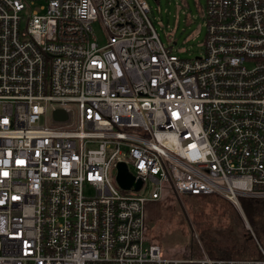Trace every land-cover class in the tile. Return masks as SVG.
I'll return each instance as SVG.
<instances>
[{
	"label": "built area",
	"instance_id": "2783aa9c",
	"mask_svg": "<svg viewBox=\"0 0 264 264\" xmlns=\"http://www.w3.org/2000/svg\"><path fill=\"white\" fill-rule=\"evenodd\" d=\"M196 3L182 57L147 0H0V264H264L145 238L169 193L264 198V0Z\"/></svg>",
	"mask_w": 264,
	"mask_h": 264
},
{
	"label": "rangeland",
	"instance_id": "374dc122",
	"mask_svg": "<svg viewBox=\"0 0 264 264\" xmlns=\"http://www.w3.org/2000/svg\"><path fill=\"white\" fill-rule=\"evenodd\" d=\"M147 1L150 6L148 17L160 41L165 46L170 45L173 52L182 57H193L203 52L205 25L204 20L200 17L196 0ZM197 1L204 8L205 0ZM94 28L96 29V27ZM41 121L54 126L63 124L54 120L51 112ZM187 199L188 196L185 194L177 195L172 192L163 198L162 209L155 201L147 202L145 238L159 245L165 256H198L202 250L206 252L200 235L192 224L190 210L186 206ZM236 209L242 214V211ZM215 222H217L216 219ZM221 222L225 223V220L222 219ZM245 228L247 227L245 226ZM216 234L217 237H220L221 231ZM220 242L223 243L222 240ZM191 244L198 247H190Z\"/></svg>",
	"mask_w": 264,
	"mask_h": 264
},
{
	"label": "trees",
	"instance_id": "16d2710c",
	"mask_svg": "<svg viewBox=\"0 0 264 264\" xmlns=\"http://www.w3.org/2000/svg\"><path fill=\"white\" fill-rule=\"evenodd\" d=\"M185 195L188 196L186 206L190 210L192 224L208 256L253 258L260 255L259 247L264 250V198L241 197L240 214L233 203L224 197L215 194ZM162 200L155 201L161 209ZM243 218L249 229L245 228ZM222 219L225 223L221 222ZM218 231H221L220 237H217ZM189 246L198 247L193 244Z\"/></svg>",
	"mask_w": 264,
	"mask_h": 264
},
{
	"label": "water",
	"instance_id": "95a60500",
	"mask_svg": "<svg viewBox=\"0 0 264 264\" xmlns=\"http://www.w3.org/2000/svg\"><path fill=\"white\" fill-rule=\"evenodd\" d=\"M54 120H65L67 119V114L62 109H57L53 112ZM116 180L121 188L128 189L133 186L135 189H138L141 185V181L137 180L136 182L133 179V176L127 171L126 166L123 163H118L117 165V175Z\"/></svg>",
	"mask_w": 264,
	"mask_h": 264
}]
</instances>
